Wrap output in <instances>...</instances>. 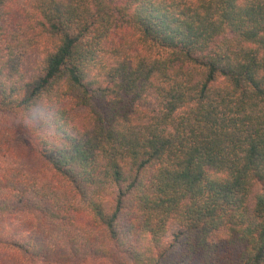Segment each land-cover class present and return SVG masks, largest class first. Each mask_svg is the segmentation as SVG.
I'll use <instances>...</instances> for the list:
<instances>
[{"label":"trees","instance_id":"16d2710c","mask_svg":"<svg viewBox=\"0 0 264 264\" xmlns=\"http://www.w3.org/2000/svg\"><path fill=\"white\" fill-rule=\"evenodd\" d=\"M0 264H264V0H0Z\"/></svg>","mask_w":264,"mask_h":264},{"label":"clouds","instance_id":"9594fccd","mask_svg":"<svg viewBox=\"0 0 264 264\" xmlns=\"http://www.w3.org/2000/svg\"><path fill=\"white\" fill-rule=\"evenodd\" d=\"M33 114L37 119L43 120L45 122H51L53 119V113L45 109H41V108L34 109Z\"/></svg>","mask_w":264,"mask_h":264}]
</instances>
